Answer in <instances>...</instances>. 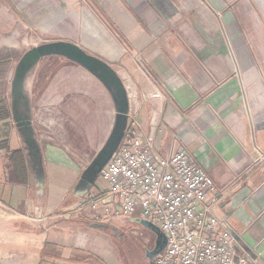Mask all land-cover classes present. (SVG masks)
I'll use <instances>...</instances> for the list:
<instances>
[{"label": "crops", "instance_id": "obj_1", "mask_svg": "<svg viewBox=\"0 0 264 264\" xmlns=\"http://www.w3.org/2000/svg\"><path fill=\"white\" fill-rule=\"evenodd\" d=\"M79 9L86 32L104 44L99 56L128 89L129 123L153 136L159 153L183 148L199 161L224 192L219 214L239 251L264 264V76L233 19L226 12L219 19L208 0H87ZM0 123V264H151L155 234L144 238L143 250L115 242L84 216H64L82 198L75 186L109 135L82 163L68 150L41 145L43 171H35L13 118ZM19 150L20 175L13 158ZM38 215L46 219H32Z\"/></svg>", "mask_w": 264, "mask_h": 264}, {"label": "rangeland", "instance_id": "obj_2", "mask_svg": "<svg viewBox=\"0 0 264 264\" xmlns=\"http://www.w3.org/2000/svg\"><path fill=\"white\" fill-rule=\"evenodd\" d=\"M83 6L87 7V0L75 4L57 0H0V51L15 57L9 69L0 67V105L9 103L11 107V82L16 65L33 46L70 40L89 52L105 56L101 40L85 30L79 9ZM208 6L218 11L219 19L225 12L233 19L242 43L247 45L264 76V0H223V3L208 0ZM59 11L61 19L49 18L51 14L58 16ZM226 37L230 43L227 33ZM27 90L40 145L52 144L68 150L78 163L96 154L111 130L114 106L108 91L95 76L63 57H47L30 74ZM2 131L0 126V134ZM101 185L106 184L99 176L92 189L101 190ZM107 234L117 243L135 242L143 250L144 238L154 235L134 220L114 232L107 230Z\"/></svg>", "mask_w": 264, "mask_h": 264}, {"label": "built area", "instance_id": "obj_3", "mask_svg": "<svg viewBox=\"0 0 264 264\" xmlns=\"http://www.w3.org/2000/svg\"><path fill=\"white\" fill-rule=\"evenodd\" d=\"M154 139L129 123L100 172L106 188L89 190L64 216L77 214L109 225L134 218L149 221L167 237L151 264H256L239 251L227 216L219 214L224 192L205 168L183 148L159 153ZM32 219L43 222L46 217Z\"/></svg>", "mask_w": 264, "mask_h": 264}, {"label": "water", "instance_id": "obj_4", "mask_svg": "<svg viewBox=\"0 0 264 264\" xmlns=\"http://www.w3.org/2000/svg\"><path fill=\"white\" fill-rule=\"evenodd\" d=\"M58 56L74 62L94 75L109 91L116 109V117L112 131L105 144L84 169L75 186V194L83 197L100 175L103 167L118 150L129 124L130 97L123 80L115 68L98 55L85 50L77 43L67 40H52L33 46L18 61L11 82V111L15 126L21 135L27 156L35 157L43 171V153L35 135L32 110L27 96V82L33 70L47 57ZM25 107V109H23ZM156 235V248L151 251V260L160 254L167 244L166 235L155 225L142 218L132 219ZM92 227L113 232L109 224L94 222Z\"/></svg>", "mask_w": 264, "mask_h": 264}, {"label": "trees", "instance_id": "obj_5", "mask_svg": "<svg viewBox=\"0 0 264 264\" xmlns=\"http://www.w3.org/2000/svg\"><path fill=\"white\" fill-rule=\"evenodd\" d=\"M14 55L12 53H3L0 52V67L9 69L11 63L14 61ZM12 115L11 107L9 103H4L0 105V121L10 118ZM14 159L16 163L17 173L20 175L23 170L22 165L24 164V158L21 154V151H13Z\"/></svg>", "mask_w": 264, "mask_h": 264}, {"label": "flooded vegetation", "instance_id": "obj_6", "mask_svg": "<svg viewBox=\"0 0 264 264\" xmlns=\"http://www.w3.org/2000/svg\"><path fill=\"white\" fill-rule=\"evenodd\" d=\"M27 96H28V99H29V104H30V107L32 106V103H31V99H30V96H29V93L27 92L26 93ZM23 109H25V107H23ZM31 110H32V107H31ZM29 161H30V164H31V167L35 170V171H39L40 170V166L39 164L37 163V159L35 157H30L29 155L27 156Z\"/></svg>", "mask_w": 264, "mask_h": 264}]
</instances>
